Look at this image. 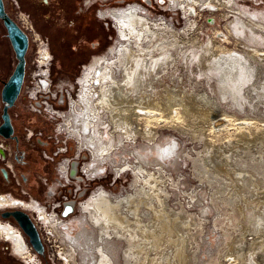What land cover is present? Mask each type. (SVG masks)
<instances>
[{
    "label": "bare ground",
    "instance_id": "1",
    "mask_svg": "<svg viewBox=\"0 0 264 264\" xmlns=\"http://www.w3.org/2000/svg\"><path fill=\"white\" fill-rule=\"evenodd\" d=\"M162 1L164 4L168 3V11L176 13L181 12L179 9H182L184 11L183 13L190 12L192 14L195 10L193 6L202 2L207 6V9L204 11L213 14L214 12L216 13L221 10V8H224L226 13L229 11L231 15H233L234 20L231 29L235 30L239 36L248 37L245 31L253 32V30H258L259 27L264 30V24H258L259 27L255 24L252 25L251 28L247 27L245 24L246 22L243 20L246 16H249L248 19L251 21L256 20L257 17L258 19L261 18L264 20V17H256V15L248 13L243 8L239 7L238 0ZM145 2H138L137 4L129 3L124 7H120L122 10H124V8L127 9L129 6L138 7V11L142 13L145 20L142 16H137V27L133 28V26L129 24L122 23L120 28L123 31L122 34H120L118 22L114 20V23H112V27L116 29L119 44L117 47L111 48V50L112 53L116 49L119 50L115 55V62H117L116 64L118 65H115L114 68L110 65L109 60L113 55L111 53L110 57L99 56L95 58L85 69L84 75L86 79L90 77L89 72L91 69L97 65L100 66L101 74L97 79L98 82L102 83L101 85L104 88V90L102 89L101 91L103 96L95 99L93 96L94 93H88L86 92L87 90H85V92L80 95L78 101L74 100L72 102L70 115H68L67 112L64 113L61 111L55 113L53 110L54 118H57L59 121L60 119L64 120V124L61 121L58 125V133L65 134L66 137L70 135L77 139L76 145H78V149L84 148L85 150L92 152V156L94 158L96 157V160L100 162L103 161V163L107 162L108 166L116 176H118L124 169H131L134 172L136 180L135 189L132 190V193L129 192V189L120 193H108L103 191L99 198H97L96 203H94V205L91 204L88 208L87 206H83V203L86 202V200H84L78 205V210L81 215L79 214L80 216L77 220H79L81 225H79L77 231L72 230V234L68 233L69 225H62L65 221L54 216V213L49 214L50 212L46 210L43 205L42 207L39 205L41 208L37 207V209L34 210L39 212L40 215L38 217L40 218V221L50 223L52 225L50 228H52L53 231L57 229L60 238H63L66 245V252L69 253L68 255L66 254L67 256H64V259L67 262H69L74 255L76 257L79 253V260L74 264H134V261L136 264H205V260L203 263L199 260L198 251L196 250L197 246H194L196 240L195 230L200 231L203 226V215L192 214V210L190 211L189 208H185L184 201H179L178 207L173 208L171 206L168 208L169 210H167L161 195V181L164 182L167 179L166 174L171 172L174 167L175 169L176 167L179 168V165L182 162V155L183 153H186L187 155H185L196 163L194 165V170L197 173L196 178L201 180L203 185L207 184V186L210 187V193H208L211 194L216 206L219 208L220 205L224 207L227 206L225 211L221 213V219L218 221V223H221L222 221L221 228L226 235V241L224 242L223 249L218 255H210V257L212 256V264H222L221 259L224 258V256L226 259L230 257L235 259V257H238L241 259H239L240 264H247L246 261L249 254V264H253L256 261L255 258L258 257L257 255L264 254V210H261V208H264V200L259 196L264 193V188L261 186L264 183V152L259 154L261 157L258 155L257 157H253L251 160L248 159V161L244 162V155L250 152V140L243 139L245 135L242 134L243 136L240 135L241 139L239 137L240 140L237 139L232 145L231 142H229L228 145H226L227 147L225 146V142L229 141V139H226L224 144L221 145V150L213 147L206 149V146L203 150H198L197 152L200 156L198 157V160L195 161V156H198L196 151L191 153L190 150H187L188 152L179 151V145L177 146V142L174 140V142H159V137L155 134L157 131L155 128L151 127L152 121H155V123L163 121V117L160 116L162 114L161 112L170 110L172 102L175 103L178 108L180 107L181 110L183 109L188 114H192V117H195L197 113L198 115L201 114L200 117H203L204 119L209 118L211 120L212 130L214 132H219L220 130L222 131L230 128L229 125L220 128L218 127V125H220L221 122L223 123L225 119L229 120V118H231L228 111L223 109L216 111L213 110L208 102L210 100L209 96H204L203 101L199 96L195 95L194 92L189 94L185 88H177L176 90L180 91L177 94L175 93V97L174 93L167 92L169 96L168 99H166L168 104H163L159 101L158 96H150L149 100H147L148 95H140L137 97L135 90H120L118 87L114 86V84H117L116 81H113L115 75L125 79L128 77L129 84L131 85L135 83L133 82V79L136 76L139 85V81H141L146 73L145 71H149L152 68L157 71L155 76L158 79L159 62H164V67L166 69L170 66L171 61L175 62L180 60L178 55H181L183 48H185L183 46L182 37L190 38V41L187 42L188 45L192 46L200 44L199 36L196 35V32H193L195 25L194 19L189 18L190 21L186 27L181 30L177 29L173 26L171 18L169 19L164 13L159 14V12H154L149 8L156 5L157 9H159V0H148ZM112 9L115 10L116 8ZM153 12L155 15H151ZM118 18L120 22H124V15L121 14ZM128 20L133 21L132 17L125 18V21ZM144 21L150 25V28L139 27ZM153 23L159 24V28H155L154 25H151ZM143 31H145V34L151 43H154L153 39L156 36H164L162 39L159 38L160 45L157 44V47L161 52L160 55L157 58L152 59L148 64L145 62L144 57L148 48L142 46V41L146 38L142 33ZM188 32L190 34L193 33L194 36L192 38L186 36ZM227 35L228 34L224 33L222 36L223 38H227ZM253 37L256 38L255 35ZM215 42L217 41H214L210 37L208 43L203 42V46L197 49L202 51L205 47L206 49L208 48L204 54L205 56L210 52H214ZM216 45L218 44L216 43ZM170 49L172 54L169 55L168 51ZM194 49H196V47L192 50ZM257 49L258 48H254L252 50L251 48L250 54H256L258 52ZM188 60L191 61V57H189ZM119 62L122 66H119ZM203 63H205L204 60ZM194 66L197 71L198 68L196 65ZM206 66L210 69H214L213 71H215L217 76L220 77L219 81L221 87L223 86L222 89L225 91L232 90V95H236V93L241 90L245 81L254 73V66L245 58L244 54L236 51L220 52L210 60L209 64ZM191 67L192 66H190V68ZM141 69H143V72ZM90 87L91 86H89V88L87 87L88 90L91 89ZM57 88L64 92L65 89H67L66 86H57ZM142 90H144V88H142ZM176 90L175 92H177ZM255 90L257 89L255 88ZM156 92L157 90L155 91V94ZM78 105H80V107H78ZM199 111L201 113H199ZM123 113H127V115H129V113H137L139 117H142V119L145 120L143 121V127L146 129H143L144 131H141L140 135L145 140L149 141V145L147 147H145L146 145H142L140 150L136 148L137 152L133 150L134 153H132V155L136 159V163H131L133 159L132 161H129L131 154L127 156L129 158L124 156L123 160L118 162V158L114 155L115 152H113L115 146L121 147V145H123L122 149L124 151L125 149H128L131 153L132 150L130 151L126 146V143H123V141L124 139L136 140L134 123L131 124L129 122V116L127 119H124ZM65 116H67V120L64 119ZM178 117L179 118L177 119H180V116ZM192 122L195 121L193 120ZM200 122H203V120ZM239 126L242 128L244 125L241 124ZM241 132L243 133V130ZM119 136L123 138H121L122 141L118 140ZM248 138L250 139L249 136L246 139ZM133 141H129V143ZM160 145L162 148H166L162 151L165 153L164 157H160L163 156L162 153L159 156ZM257 147H259V145H257ZM115 149H117V147ZM231 159H233L234 162H232ZM174 161L175 163L173 164ZM199 163H202L203 165H199ZM91 165L92 169L90 170V176H94L93 178L95 179L97 177H95V175L99 172L108 173L106 166H104V169L98 170L99 163H97V161H91L89 166L91 167ZM242 166L243 168H240ZM201 168H203V170H201ZM77 174L75 167L68 168L64 165L63 171L59 176L62 180L59 178V182L63 185L64 183L66 184V181L70 178L82 179ZM161 175L165 176L161 178ZM220 180L222 182H219ZM247 180L250 188V195H247L244 192L242 193L241 191V188L244 187L245 181ZM165 182L167 183V181ZM169 182V188H172L170 185L176 184L174 181ZM97 189L103 190L104 187L100 186V188ZM104 190H106V188ZM189 197H192V195H189ZM193 198L196 201L200 200L198 192L197 194L194 193ZM20 204L23 203L20 202ZM66 207L67 212H69L72 207L71 203H67ZM249 208L253 209L251 213L248 211ZM100 217L103 219L106 226L113 228L112 231L107 228H96L95 225L102 223ZM48 223H46L47 226ZM180 223L181 225L179 227L178 225ZM64 224H67V222ZM224 224L232 225V231L227 227L224 228ZM182 227L185 232L181 230ZM242 228L244 231H242ZM254 231V234H257V236L249 237L248 240L244 241V239L248 238V235H251ZM18 235L21 236L20 234ZM18 235L14 234L12 239L16 244L15 249L22 255L26 252L28 245L24 243L23 237L21 238ZM241 236L243 237L241 238ZM51 238L53 237L51 236ZM259 238L260 241H257ZM258 245L260 247H258ZM244 246L246 247L244 253L240 251V254H238L237 252H239L241 248H244ZM236 247L239 248L236 249ZM226 248L229 250L236 249L238 256L236 253L229 254L228 251L226 252ZM231 263L232 261L230 262L229 260L228 264Z\"/></svg>",
    "mask_w": 264,
    "mask_h": 264
},
{
    "label": "rangeland",
    "instance_id": "2",
    "mask_svg": "<svg viewBox=\"0 0 264 264\" xmlns=\"http://www.w3.org/2000/svg\"><path fill=\"white\" fill-rule=\"evenodd\" d=\"M99 1L103 2L102 0H99ZM136 1L135 0L130 1L128 3L137 4L138 2ZM104 2H106L104 4V7L106 8L99 10V8H102V6L95 5L97 7L96 11H93L90 14H87L85 16L84 18L85 27L83 26L82 29L79 31L80 32L79 41L74 42V40H72L73 38H71L69 34L72 30L69 29L68 25L64 26L65 22L63 23V21L61 20L51 25L50 26V28H52L51 30L50 29L46 30L47 33L49 32L52 34L51 43L49 40L51 51L54 55L52 75H53L54 82L58 84L57 86L66 84L67 89L71 91L73 82L81 70V65L86 64V68H87L88 65L91 62H93L95 58L99 56L110 57L112 53L111 48L117 47L116 45L119 42V40L116 35V29L112 27V23H113L112 18L111 17L102 18L100 14H99V17H97V12L98 10L99 12L101 11L105 12L108 9L111 10L112 8L124 7L125 5L112 7L108 5V0ZM238 4H239V7L243 8L245 11H247L250 14L256 15V17L257 16L264 17V0H238ZM161 7L164 9L163 11H162V8L160 7L158 10L153 9V11L159 12V14L164 13L167 18L169 19L171 18L172 19L171 22L173 26L176 27L177 29L181 30L182 28L187 26L190 19H194L195 25H194L193 32H196L197 33L196 35L199 36L200 44L190 46L187 44V42L190 41V38L182 37L183 46L185 48H183V51L181 52L182 56L178 55L180 60L175 61V62L171 61L170 66L166 69L164 67L165 63L159 62V78L158 79L155 76V73L157 71L152 68L149 71H145L146 73L144 77L141 79V81H139V85L137 83L136 76L133 79V82L135 83L131 85L129 84L128 77L125 79L123 77H119L118 75H115L113 77L114 79L113 81H116L117 84H114V86L118 87V89L120 90H135L137 97L140 95H148L147 100H149L150 96L154 97L155 91L157 90V92H159V101L163 104H168L166 100L169 97L168 93H174V97L176 96V94L180 91V90H176L177 88H185L189 92V94H191V92H194L195 95L199 96V98L202 99L203 101H204L203 99L204 96H209L210 100L208 102H209V105L212 106L213 110L215 111L220 110V109L226 110L229 112L230 117H231L229 118V120L223 119L224 120L223 123L221 122V124L218 125V127L220 128V127H225L226 125H229L230 128H227L222 131L220 130L219 132L217 131L214 132L211 128L212 125H211V120L209 118H205L206 119L205 120L203 117H200L201 114L198 115L197 113L195 117H192L191 116L192 114L190 113L188 114L183 109L181 110L180 107L178 108V106H176L175 103L171 102V109L161 112L162 114L160 116L163 117V121H160L159 123H155V121L154 122L152 121L151 123V127L155 128V130L157 131L155 134L158 135L159 142L165 143L166 141H169V142L175 141L177 142V146L179 145V151L188 152L187 150H190V153H191L195 151L197 152L198 150L201 151V149L203 150L205 146L207 147L206 149L213 147L218 150H221V145L224 144V141L226 139H229V141L225 142V146L228 145L229 142H231V145H232L234 142H236L237 139L240 140L241 139L240 135L243 134L245 135L243 139L250 140V145H249L250 152L244 155V159L242 158L243 161L246 162L248 161V159L251 160V158L257 157L260 153L264 152V148H263L264 146V30L258 26V24H264V20L261 18L258 19L257 17L256 20L251 21L248 19L249 16H246L243 20L246 22L245 24L247 25V27L251 28V26L255 24L259 27V29L256 31L252 29L253 32L245 31L246 34L248 35V37H245V36L237 35L236 31L231 29L234 17L233 15H231L229 11H227L226 13L224 8H221V10H219L216 13L214 12V14L211 12H207V11L199 12V15L197 17L192 18L186 15L182 16L181 12L176 13V12L168 11L167 4H165L164 7L163 6ZM154 12L151 13V15H155ZM47 26L49 27V25ZM189 32L188 34H186V36H189L192 38L194 34L193 33L190 34ZM142 33L146 36V38H144L142 41V46L148 48V51L144 54L145 62L148 64L150 61H152V59H155L160 55L161 52L157 46L160 45L159 38L162 39L164 36L162 37L160 35L156 36L153 39L154 43H151L149 39L147 38L145 31H143ZM224 33L228 34L227 38L225 37L223 38L222 35ZM254 35L256 36V38L253 37ZM96 37H99V38H96ZM210 37L214 41H217L215 42L214 52H210L209 54L204 56L208 48L206 49L205 47V49H203L202 51H200V49L198 50L197 48L202 47L203 42L208 43V40ZM63 38L68 40L69 42L63 44L62 43L63 41H61ZM94 38L102 41V44L100 48L94 50L92 52L94 54H92L91 53L92 50H90L89 48V41L94 40ZM114 39L118 41V42L116 41L115 44H113ZM80 41L82 42L81 43L82 45L78 43ZM216 43L218 45H216ZM194 47H196V49L192 50ZM251 48L252 50L254 48H258L257 49L258 52L256 54L254 53L250 54ZM33 49H35V44L32 46V51H34ZM224 51H236L241 54H244L245 58L254 66V73L251 75V77L248 80L245 81L241 90L238 91L236 95L231 94V92L233 93L232 90H229V91L223 90L222 89L223 86L221 87L220 81H219L220 77L217 76L215 71H213L214 69H210L208 66H206L207 64H209L210 60H212L220 52H224ZM259 51H262V52H259ZM118 52L119 50L116 49L112 53L113 55L111 56L109 60V63L112 66V68H114L115 65H118L116 64L117 62H115L116 61L115 55ZM168 54L169 55L172 54L171 49L168 51ZM29 55L32 60L34 55L31 56V54H28V56ZM191 56L196 57V63H194V61L188 60V58ZM74 57L79 60L77 61V59L76 60L72 59ZM203 60L205 63H203ZM191 64L196 65L198 70L196 71L195 66ZM119 66H122L120 62H119ZM190 66L192 67L190 68ZM141 71L143 72V69H141ZM142 88H144V90H142ZM255 88L257 90H255ZM56 90H58L57 87H56ZM175 90L177 92H175ZM78 107H80V105H78ZM62 108L66 109L67 107L65 105ZM23 110H24L23 117H24V120H26V124L29 126H35L36 130L38 131L39 130H42L43 132L46 131V134H47L46 136H48L49 134V136H51L52 139L47 138L46 136L39 137V139L34 138V140L36 141L38 145L35 148H28V145H26L25 143V146L27 147L25 160H29L30 162H32L31 166L33 170L32 169L25 170L26 168L21 166L20 168L21 173L25 177V180H23V176L22 174H20L19 179H20L21 185L19 186V189L16 191V196L18 197H15V198L23 199L25 202L28 203L30 201L25 200L24 196L28 197L29 195H31L32 198H35L41 203L48 204L54 201L55 198L62 199L63 195H67L69 199L75 200L76 202L75 204H78L79 201H83L89 198L91 196L90 193L92 189L98 185H102L104 189L106 188V190L110 192H114V193L124 192V191H127L128 189L130 193L133 192L132 190L135 189L136 180L134 177V172L131 169L130 170L124 169L121 171V173L118 176H116V174H113L111 172V169L108 166L107 162L103 163V161H101L102 162L101 163L100 161L96 160L95 159L96 157L94 158L92 156V152L90 151L89 152H90V156L92 159L91 161H97V163H99L98 170L104 169V166H106V168L108 169V170L106 169L108 173H106L105 176L101 177V174H100L101 172L98 171L99 173L95 175V177L97 176L96 181L90 183V185H88L89 187L88 186L85 187L87 183L82 181L81 185L83 188L78 191H75V187L78 185L77 182L81 180L79 178H75V179H72V181H70V185H69V187H71L70 189L69 187H64L63 185H61V183L59 182L60 175L54 169V161H52L51 163H49L47 160L44 161L40 154V151L43 148H46V149L48 148L49 149L48 151L55 150L57 145L58 146L61 145L62 140H64L65 134H60L56 131V123L58 122V119L56 118L49 122L48 116H46L47 118L43 116L44 113L42 114L33 113L24 107H23ZM199 113L201 112L199 111ZM67 114L70 115V110L67 112ZM123 116H124V119H127V117L129 116L130 117L129 122L131 124L134 123V130H136L135 132L136 140L133 141V140L126 139L127 140L126 141L124 139L123 141V143H126L127 148H129L130 151L132 150L131 153L128 151V149L127 150L125 149L124 151L122 149L123 145H121V147L115 146V148L117 147V149L114 148L115 150L113 149V152H115L114 155L118 158V162L122 161L124 156L126 158H129L127 156L131 154L129 161H132L133 159L131 163H136V159L134 158L132 153H134V151H136L137 149L140 150V148H142V145H146L145 147L149 145L148 143L149 141L145 140L143 137L140 136L141 131H144L146 129L143 127L144 126L143 121L145 120H143L142 117H139L137 113H129V115H127V113H123ZM178 116H180V119H177L179 118ZM197 119H199L200 121L203 120V122H200ZM193 120L195 122H192ZM60 121H62L64 124L63 119H60ZM241 124L244 125L242 128H240L239 126ZM241 129L243 130V133L241 132L242 131ZM238 132L241 134H239ZM248 136L250 137V139L249 138L246 139ZM121 138L122 137L119 136L118 140L122 141L123 138L122 139ZM72 139L74 143L73 141H71L70 142L71 146H73L77 142V139H75L74 137H72ZM129 141H133V142L129 143ZM132 145L134 146V148ZM257 145H259V147H257ZM165 149L166 148H162L160 145L159 156L161 155V153L163 154V156H160V157H164L165 153H163L162 151H164ZM72 152L73 150H70V153ZM185 154L186 153H183L182 155V160H181L182 162L180 163L179 168L176 167L175 169L174 167L171 170V172H168L166 174L167 179L165 181H167V183L165 181L164 182L161 181L162 188L161 187L160 188L162 189L161 195L163 197V201L165 202L167 210H169L168 208H170L171 206L173 208L178 207L179 201L183 202L184 200L183 203H184V206H186L185 208H189L190 211L192 210L191 211L192 214L203 215L204 217L203 218L204 224H202L203 226L201 227L200 231L195 230L196 240L194 242V246L198 247V248L196 247V250L201 249V248L202 250H207L208 248L211 247L209 245H206L205 242H203V240L201 241L202 231H205L207 229H214V232L217 231L218 233H220L219 235L220 237L216 238V242L219 246L218 248H223L224 242L226 241V235L223 229L221 228L222 221L221 223H218V221L221 219V216H222L221 213L225 211L227 206L225 205L226 207H224L220 205V208L216 206L215 202L213 201L211 197V194H209L210 187L207 186V184L203 185V182L196 178L197 173L194 170L195 169L194 165L196 163L193 162L189 157H187L186 156L187 154L186 155ZM199 156L200 154L198 153V156H195V161L198 160ZM259 157H261V155H259ZM56 160L57 159H55V161ZM231 161L234 162L233 159H231ZM184 162L186 164L188 162V165L191 170L188 171V168L185 169L186 165L183 166ZM174 163L175 161L173 162V164ZM199 165H203V164L199 163ZM240 168H243V166ZM201 170H203V168H201ZM209 170L212 171L211 169ZM37 174H40V176L44 179L46 178L47 180L46 184L42 183L43 180L39 178ZM77 175L79 176V174ZM168 175H171V176H168ZM164 176L161 175V178H163ZM179 178H180V181H179ZM60 179L62 180V178ZM97 179H100V180H97ZM169 181H174V182L177 181V182L176 184L170 185V187L172 186V188H169L168 186V184L170 183ZM219 182H222V181L220 180ZM261 186L264 188V183ZM242 189H241L242 193L244 192L247 195L251 194L250 188L248 186V180L245 181V185ZM195 190L198 192V196L200 199L198 201L200 202L196 201L193 198L194 193L197 194ZM218 194H219V190H218ZM189 195L190 196L192 195V197H189ZM209 200H210V203H209ZM85 206H87L88 208L91 205L86 204ZM252 210H253L252 208H249L248 211H250L251 213ZM261 210H264V208H261ZM31 211H33V213L35 212L34 210H31ZM215 211L217 214L215 213ZM78 212H79L78 205H76L74 210L71 213H69L71 214L70 216L71 218L70 217L67 219L64 218L66 219L67 224H64L65 223L64 222L62 225H65V226L69 225L68 226L69 234H72L71 233L72 230L77 231V229L79 228V225H81L79 220H77V218L79 217ZM33 213H30V214L33 216ZM205 217H207L208 219ZM100 219L102 223L101 224L98 223V225H95L96 228H107V229H110V231L113 230L112 227H108L105 225L101 217ZM38 221H39L38 225L42 227L43 232L46 230L47 232L50 231L53 234L52 235L53 239H51L53 241V246L52 245L49 246L48 253H46L45 251L43 255L38 254V258L40 260L39 262L41 264H66L65 262L60 261L59 258L57 257V254H60V256L63 257L64 259V256H67L69 254L66 252V245H65L63 238L62 237L60 238L59 232L57 231V229L53 231L52 228L47 227L40 220ZM6 223L7 222H2L1 224L4 225ZM86 224L89 225L88 223ZM180 225L181 223L178 226L180 227ZM231 226L232 225L230 224L229 225L224 224V228L227 227L232 231ZM207 227H210V228H207ZM181 230L185 232V230H183V227L181 228ZM242 231H244L243 228H242ZM254 233L255 231L251 235H248V238H245L244 241L248 240L249 237L257 236V234H254ZM0 235L4 240L6 241L8 240L6 239L3 233H0ZM257 241H260V238ZM242 249L243 248H241V250L238 249L239 252L237 253L240 254V251L244 253ZM56 252H59V253L56 254ZM27 253H30V254H27ZM218 253H213V255L216 256L218 255ZM25 254H27L26 258H33L32 264H37L35 262L36 259H34L33 253L30 250H26ZM53 255L55 256V258L53 257L54 259L53 261H51L52 258L50 257H52ZM210 255H207L204 259H201L199 255V260L201 261V263H203L205 260L204 262L205 264H212V258H211L212 256L210 257ZM249 256L250 254L247 256L248 258L247 264H249V261H250ZM257 256L258 257L255 256L256 258L254 257L256 259L255 263L264 264V254H259ZM21 257L22 256H19V258ZM21 259L19 260L21 261ZM239 259L240 258H238V261L240 262L241 259L240 260ZM77 260H79V253L78 255H76V257L74 255L73 258L69 262H67V264H74ZM221 260H222L221 261L222 264H228L227 262L228 259H226L225 256ZM134 264H136L135 261H134ZM231 264H236V262L234 261Z\"/></svg>",
    "mask_w": 264,
    "mask_h": 264
},
{
    "label": "flooded vegetation",
    "instance_id": "3",
    "mask_svg": "<svg viewBox=\"0 0 264 264\" xmlns=\"http://www.w3.org/2000/svg\"><path fill=\"white\" fill-rule=\"evenodd\" d=\"M102 1L103 2H100L99 0H17L16 4L13 0H2L3 8L7 16L26 33L28 38V47L25 54L24 73L22 82L20 84V91L10 105L8 99H5L4 90H12V88L10 87V81L18 67L19 58L5 21L3 17L0 16V128L5 122V114L8 115L9 123L11 126V133L7 137L4 136L0 131V192L8 191L13 195V197L10 198L2 196L0 197V233H3L6 239H8L7 241L10 242L9 243L4 240L0 235V264H32L33 262V258H26L27 255L25 253L21 255L15 249L16 244L12 239V236L14 234H20L21 236H18L21 238L23 237L24 243L28 245L27 247V245L25 244L27 250H30L33 253L34 259H36L35 262L39 264V258L37 254L31 249L26 236L23 234L22 230H20L21 228L12 218H3L1 215V210L7 208H21L28 213H33V211L31 210L37 209V207L41 208L42 205H44L35 198H32V201L28 203L23 199L20 200L19 198H15L18 197L16 196V191L21 185L19 179V175L22 174L20 169L21 166L25 167V170L32 169V162H30L29 160H25L27 151L25 143L26 145H28V148H35L38 145L34 138L39 139V137H44L47 135L46 131H38L36 130L35 126L27 125L26 120H24L23 117L24 110L20 99L22 97L26 84L30 81L31 57L30 55L28 56V54H31V56L34 55V51H32L34 42L31 36L22 28L18 13L19 11L26 12L29 15V19L32 22L34 28L42 36L47 37L50 40V43L52 34L49 32L47 33L46 30H51L52 28H50V26L54 23H57V21L59 20L63 21V23L65 22L64 26H69V29L72 30L69 34L71 38H73L72 40H74L76 33L73 32L75 31V28L80 24V28L82 29V27L85 25V16L93 11H96L97 7L95 5L102 6V8H99V10L106 8L104 7V4L106 3L104 1L107 0ZM130 1L134 0H108V5L112 7L124 6L127 2ZM137 1L141 3L143 2V0ZM154 9H157L155 5ZM99 10L97 12V17H99L100 14L102 18L111 17L113 21L116 20L118 22L120 34H122L123 31L120 28L122 23L129 24L133 26V28H135L138 26L136 22V19L138 18L137 16H142V13L138 11L137 6H129L127 9L124 8V10H122V8L120 7H117L115 10L108 9L105 12H99ZM121 14L124 15V22L119 21L118 17L121 16ZM127 17H132L133 21H125V18ZM143 18L145 20V17ZM47 25H49V27ZM151 25H154L155 28H159V24L153 23ZM139 27L150 28V25L147 22L145 23L144 21V23H142V25ZM77 33L79 34L80 32ZM61 41H63V44L69 42L64 38ZM78 43L81 44L82 42L80 41ZM101 44L102 41H100L99 39L94 38V40L89 41V48L90 50H92L91 53L94 50L100 48ZM72 59L76 60L77 58L74 57ZM78 60L79 59H77V61ZM191 61H194V63H196V57L191 56ZM61 86L67 85L62 84ZM64 119L67 120V117L65 116ZM46 137L50 138L49 134ZM48 150V148H43L41 149L40 154L44 161L47 160L49 163H51L52 159L50 158V155L52 151ZM37 175L43 180L42 183L46 184V178H42L40 174ZM23 180H25L24 176ZM103 191L111 193L108 190L97 189L91 194L89 198L86 199V202L83 203V206H85L86 204L94 205L97 198H99ZM24 198L26 197L24 196ZM55 200L58 201L60 200V198H55ZM20 202H22L23 204H20ZM50 205L51 203H49V206ZM46 210L50 211L49 209ZM34 211L35 212L33 213V217L35 218L36 222L39 223L38 220H40V218L38 216L40 214L36 210ZM57 211H59V209H57ZM78 213L80 214V212ZM70 215L67 218H69ZM66 219H63L65 223ZM2 222L7 223L2 225ZM45 222L42 223L46 225V223L48 222ZM48 226L51 227L52 225L48 223ZM19 256H22V259L19 258ZM19 259H21L22 262ZM64 261L66 260L64 259Z\"/></svg>",
    "mask_w": 264,
    "mask_h": 264
},
{
    "label": "built area",
    "instance_id": "4",
    "mask_svg": "<svg viewBox=\"0 0 264 264\" xmlns=\"http://www.w3.org/2000/svg\"><path fill=\"white\" fill-rule=\"evenodd\" d=\"M17 4V0H13ZM138 2V1H136ZM129 4L128 2L125 4V6ZM168 4V3H167ZM164 2L162 0H159V7L162 8L161 6L164 7ZM195 10L191 14L190 12L183 13L184 11L182 9H179L182 13V16H188V17H197L199 12H206L204 10L207 9V6L204 5V3H199L195 6H193ZM151 10L154 9L153 7H149ZM179 8V7H178ZM168 9V6H167ZM162 10H164L162 8ZM217 10V9H215ZM19 21L21 23L22 28L31 36L33 39V42L35 44V49H34V56L31 60V69H30V81L29 83L26 84L25 89L23 91L22 97L20 99V102L22 106L28 110H30L33 113L37 114H43V116H48V121H52L54 118V113H57L58 111L61 112H68L71 109L72 101L78 100L80 98V95L85 92L88 93H94L95 99L102 97L103 93L101 92L102 89L104 90L103 86L101 85L102 83L98 82V77L101 74V68L99 65L94 67L93 69L90 70L89 75L90 77L85 79V65H81V70L79 74L76 76L73 86L71 87V91L65 89V92L62 90H56V87L58 84L54 82L53 75H52V66H53V59L54 55L51 51V46L49 43V39L47 37L42 36L33 26L32 22L29 19V15L26 12L19 11L18 13ZM116 39L113 40V44L116 43ZM118 42V41H117ZM119 42L117 43V45ZM116 45V46H117ZM95 78V79H94ZM85 79V80H84ZM87 82V83H86ZM67 83V82H66ZM89 86H91L90 90H88ZM88 87V88H87ZM107 89V88H106ZM153 94V93H152ZM155 97H159V92L154 94ZM111 99V96H110ZM66 105V109L62 108L63 106ZM47 118V117H46ZM61 123V121L58 120L56 123V131L58 130V125ZM219 124V123H216ZM141 136V135H140ZM142 137V136H141ZM136 138V137H135ZM50 139L51 136H50ZM73 141L72 137L69 136H64V140H62L61 145H57L56 149L52 151L50 158L52 161H54V169L55 171L60 175L63 171L64 165H66L68 168L69 167H75L76 172L79 174V176L82 178L80 181H76L78 185L75 187V191H78L82 189L81 182H86L87 187L90 185V183L96 181L94 176H90L91 172L90 170L92 169L89 166L91 164V156L90 152L88 150H85L84 148H79L76 143L71 146L70 142ZM74 143V141H73ZM70 150H73L72 153H70ZM63 151V152H61ZM55 159H57L55 161ZM186 165V166H185ZM183 166H185V169L188 168V171L191 170L188 162L187 164L184 162ZM112 173H114L111 170ZM105 172L101 173V177L105 176ZM115 174V173H114ZM92 178V179H91ZM75 178H70L68 181H66V184L64 183V187H69L70 181ZM100 180V179H97ZM102 185H98L95 188L92 189L90 195L99 187ZM84 187V188H85ZM89 187V186H88ZM71 187H69L70 189ZM242 189V188H241ZM89 195V196H90ZM0 196L2 197H13L11 192H0ZM263 198L264 200V194L259 195ZM258 197V196H257ZM32 196L29 195L28 197L25 198V200L31 201ZM76 199V198H75ZM84 201V200H83ZM83 201H79L78 204H75V200L69 199L67 195H63L62 199L60 200H54L49 206L48 204H44L43 206L45 209H49L50 213H54V216L59 217L60 219L67 218L69 213H71L76 205L81 204ZM184 201V200H183ZM71 203L72 207L69 212H67V207L66 204ZM9 209V208H7ZM59 209V211H57ZM5 210V209H3ZM2 211V210H1ZM32 216V215H31ZM33 217V216H32ZM33 220L35 221L37 228L39 230L43 245L45 247L46 253L49 252L48 248L49 246H53V241L51 239V236L53 235L50 231L47 232L46 230L43 232L42 227L38 225L36 222L35 218L33 217ZM210 228V227H207ZM21 230V229H20ZM243 233V232H242ZM219 233L216 231L214 232V229H207L205 231H202L201 235V240L205 242L206 245L211 246L207 250H202L198 249L197 253L200 255L201 259H204L207 255L213 254V253H218L220 250L223 248H218V244L216 243V238L219 237ZM243 236H241L242 238ZM28 241V240H27ZM30 245V244H29ZM204 246V245H203ZM259 246V245H258ZM31 249L33 250L32 246L30 245ZM248 247V246H247ZM260 247V246H259ZM239 247H236V249ZM236 249H227L226 252L228 251L229 254L236 253ZM246 249H242L243 251ZM258 250V249H257ZM34 251V250H33ZM35 252V251H34ZM259 252V251H258ZM36 253V252H35ZM59 252H56V254ZM37 254V253H36ZM55 254V256H56ZM237 255V253H236ZM38 256V254H37ZM49 256V255H48ZM53 255L52 260L55 258ZM60 254H57V257H59ZM256 256V254H255ZM54 257V258H53ZM227 262L230 260V262L234 261L236 264H240L238 261V257L232 258H227ZM40 261V260H39ZM248 262V258L246 263ZM39 264H41L39 262ZM253 264H258V263H253Z\"/></svg>",
    "mask_w": 264,
    "mask_h": 264
},
{
    "label": "water",
    "instance_id": "5",
    "mask_svg": "<svg viewBox=\"0 0 264 264\" xmlns=\"http://www.w3.org/2000/svg\"><path fill=\"white\" fill-rule=\"evenodd\" d=\"M0 16L3 17L5 21L19 58L18 67L10 81V87L12 90H4L5 99H8L9 104L11 105L20 91V84L24 73L25 54L28 47V38L26 33L7 16L3 8L2 0H0ZM4 117L5 122L1 126L0 131L7 137L11 133V126L8 115L5 114ZM1 215L5 219L12 218L18 224L24 235H26L28 243L37 254L43 255L45 253V247L39 230L30 213L21 208H11L2 210Z\"/></svg>",
    "mask_w": 264,
    "mask_h": 264
},
{
    "label": "trees",
    "instance_id": "6",
    "mask_svg": "<svg viewBox=\"0 0 264 264\" xmlns=\"http://www.w3.org/2000/svg\"><path fill=\"white\" fill-rule=\"evenodd\" d=\"M80 24H79V26L78 27H76L75 28V31L73 32V33H76V35H75V38H74V42L75 41H79V35H80V33L78 34L77 32H79L80 31ZM79 30V31H78ZM78 36V37H77ZM77 37V38H76ZM54 51V50H53ZM24 234V233H23ZM26 236V235H25ZM27 238V237H26Z\"/></svg>",
    "mask_w": 264,
    "mask_h": 264
}]
</instances>
